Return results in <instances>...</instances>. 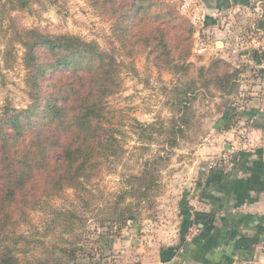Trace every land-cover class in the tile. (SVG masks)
Segmentation results:
<instances>
[{
	"label": "rangeland",
	"instance_id": "374dc122",
	"mask_svg": "<svg viewBox=\"0 0 264 264\" xmlns=\"http://www.w3.org/2000/svg\"><path fill=\"white\" fill-rule=\"evenodd\" d=\"M122 1L125 6L114 13L113 4L95 7L91 0H31L25 8L0 0V114L8 112L5 119L33 106L22 41L28 31L96 42L121 65V88L108 100L106 121L116 152L105 149L96 158L99 171L84 190L45 194L26 211L9 233L21 264H118L121 239L146 245L175 241L178 200L196 178L194 170L201 160L221 161L211 151L216 133L230 125L232 106L244 112L251 92L261 95L264 88V14L255 0L222 16L217 33L218 26L202 23L199 0ZM135 3L146 7L136 17ZM134 21L142 22L144 32L161 27L165 36L141 33ZM48 74L51 80L57 76L52 69ZM217 76L228 82L221 86ZM43 116L39 110L24 120L37 126ZM173 120L184 130L176 147L170 140ZM139 176L146 185L136 180ZM131 214L135 219L119 220ZM108 220L112 227L104 226Z\"/></svg>",
	"mask_w": 264,
	"mask_h": 264
},
{
	"label": "trees",
	"instance_id": "16d2710c",
	"mask_svg": "<svg viewBox=\"0 0 264 264\" xmlns=\"http://www.w3.org/2000/svg\"><path fill=\"white\" fill-rule=\"evenodd\" d=\"M12 1L21 8L31 2ZM91 1L95 7L113 4L114 13L125 6L122 0ZM133 6L134 17L146 9L136 3ZM133 24L138 31L153 38L165 36L161 27L144 32L139 27L142 22L134 21ZM22 41L26 48V81L33 106L10 114L7 119L4 117L8 112L0 114V264H21L9 233L27 215V210L34 209L45 194L61 192L65 188L84 190L85 183L99 171L101 163L95 161L96 158L105 149L116 152L110 142L114 137L108 136L111 129L106 126L108 100L122 84L121 65L116 55L102 50L96 42L71 35L31 30ZM50 69L57 74L54 80L49 79ZM217 79L221 86L228 82L220 76ZM39 110L44 114L41 124L35 126L24 120L36 116ZM184 123L188 124V121ZM182 127L177 120L172 121V147L178 145V135L184 132ZM136 180L141 186L145 184L141 176ZM123 219L135 218L131 214L119 218ZM106 223L104 226L109 228L113 221Z\"/></svg>",
	"mask_w": 264,
	"mask_h": 264
},
{
	"label": "crops",
	"instance_id": "0c3cea01",
	"mask_svg": "<svg viewBox=\"0 0 264 264\" xmlns=\"http://www.w3.org/2000/svg\"><path fill=\"white\" fill-rule=\"evenodd\" d=\"M199 1L202 23L214 29L222 16L249 7L252 0ZM255 2L264 14V0ZM251 95L244 112L232 106L229 128L216 133L218 143L211 151L221 161L210 166L201 160L196 178L178 200L177 239L148 245L121 239L118 264H264V88L261 95Z\"/></svg>",
	"mask_w": 264,
	"mask_h": 264
},
{
	"label": "built area",
	"instance_id": "2783aa9c",
	"mask_svg": "<svg viewBox=\"0 0 264 264\" xmlns=\"http://www.w3.org/2000/svg\"><path fill=\"white\" fill-rule=\"evenodd\" d=\"M214 164H216V161L215 162H211L210 163V166H213Z\"/></svg>",
	"mask_w": 264,
	"mask_h": 264
},
{
	"label": "water",
	"instance_id": "95a60500",
	"mask_svg": "<svg viewBox=\"0 0 264 264\" xmlns=\"http://www.w3.org/2000/svg\"><path fill=\"white\" fill-rule=\"evenodd\" d=\"M222 44H223L222 42H219V43H218L219 46H222Z\"/></svg>",
	"mask_w": 264,
	"mask_h": 264
}]
</instances>
